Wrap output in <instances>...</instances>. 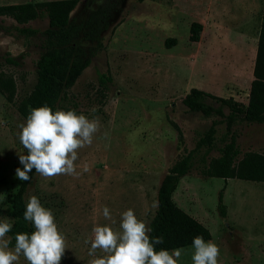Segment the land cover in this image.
I'll return each mask as SVG.
<instances>
[{"label":"rangeland","instance_id":"obj_1","mask_svg":"<svg viewBox=\"0 0 264 264\" xmlns=\"http://www.w3.org/2000/svg\"><path fill=\"white\" fill-rule=\"evenodd\" d=\"M28 1L37 0H0V4ZM248 2L250 6L245 5ZM261 4L262 0H115L106 7L104 0H77L69 22L78 27L74 42L89 64L66 90V98L55 111L74 110L90 120L97 119L99 130L90 146L78 150L75 164L79 175L46 178L35 173L23 194L25 208L35 195L42 206L52 210L58 230L66 237L67 249L60 264H91L106 255L97 250L95 256H89L91 244L85 241L94 238L93 228L98 225L119 231L121 214L128 209L147 225L155 209L156 188L166 169L218 118L187 110L181 97L191 87L215 90L223 96L232 82L222 76L215 85L213 77L202 71L207 54L210 62L215 55L218 66L220 46L207 45L203 37L190 41V23L201 24L198 37L209 34L207 27L213 20L228 13L237 17L251 13L256 25ZM102 9L107 13L106 26L97 40H87L85 24ZM17 27L35 32L20 33ZM46 27L45 17L17 24L0 16V71L10 74L15 82L11 102L0 94V222L7 221L5 211L21 181L15 170L23 169L18 126L26 120L16 111V104L35 82V62L42 51ZM166 38L175 42L166 46ZM9 57L14 64L6 60ZM99 74L110 78L106 89L98 83ZM234 89L237 101L245 104L243 87ZM215 127V145H219L224 123ZM231 131L238 156L245 151L264 154V122L236 121ZM217 154L213 149L207 159ZM219 191L224 215L217 206ZM171 198L209 230L206 242L218 245V264H264V182L202 176L194 163L179 178ZM105 206L110 210V220L103 216ZM176 249H183L178 264H193L192 245ZM19 264H28L22 255Z\"/></svg>","mask_w":264,"mask_h":264},{"label":"trees","instance_id":"obj_2","mask_svg":"<svg viewBox=\"0 0 264 264\" xmlns=\"http://www.w3.org/2000/svg\"><path fill=\"white\" fill-rule=\"evenodd\" d=\"M115 0H104L106 7ZM77 0H37L19 3L0 4V16L11 18L17 24H25L30 20L45 17L47 27L43 30L42 51L35 62V82L31 90L16 104V111L25 120L34 108L48 106L55 112L60 101L66 98V90L71 87L89 64L87 58H82L79 48L75 45L78 27L69 22V14ZM105 9L95 13V16L85 24L84 37L87 40H97L100 31L106 26L107 13ZM256 53L252 69L253 79L250 81L246 103L234 100L232 97H220L199 88L191 87L181 97L180 102L191 112H199L203 116L215 114L218 118L198 135L192 148L183 151L166 169L156 188V204L147 226L153 239L163 237V243L156 245V250H172L192 245L196 236H202L205 241L210 238L209 230L194 217L184 212L172 200L179 178L187 174L194 163L202 176H216L223 180L237 178L245 181L264 182V154L255 151H245L239 155L235 135L231 126L236 121L247 123L264 122V1L261 9ZM201 24L191 22L189 25L190 41L198 40ZM17 31L32 34L35 31L28 27H17ZM174 38H166L165 45L170 46ZM14 64L13 58L6 59ZM110 78L98 75V83L106 89ZM15 82L10 74L0 71V94L7 102L13 100ZM224 108L227 113H224ZM224 123V132L215 145V125ZM178 140L181 134L178 131ZM180 142V141H179ZM22 146L23 154L27 150ZM215 149L217 155L207 159L208 153ZM33 169L29 176L35 174ZM30 179V180H31ZM29 181H20L10 198L5 211L7 222L13 224L8 233L13 238L9 246L14 248V237L17 233L31 234L34 225L23 217L25 211L23 194ZM221 191L217 195L219 213L224 215V205L221 202Z\"/></svg>","mask_w":264,"mask_h":264},{"label":"clouds","instance_id":"obj_3","mask_svg":"<svg viewBox=\"0 0 264 264\" xmlns=\"http://www.w3.org/2000/svg\"><path fill=\"white\" fill-rule=\"evenodd\" d=\"M18 127L21 129L19 141L27 154L19 155L23 169L17 168L15 175L21 181H29L33 169L46 178L79 175L75 164L78 150L92 144L99 122L74 110L53 112L50 107L42 106L32 109L26 123ZM103 216L111 219L107 206L103 208ZM23 217L34 225L35 231L17 233L14 248L9 247L13 238L8 236L13 224L0 222V264H19L21 255L28 264H60L67 249L66 237L58 230L52 210L42 206L33 195ZM119 229L114 230L110 225L93 228L94 238L85 241L91 244L88 255L95 256L97 250L106 255L93 259L91 264H178L183 249L157 251L156 245L163 243V237H150L151 228L137 218L134 210L128 209L121 214ZM192 247L193 264H218L220 249L215 243L196 236Z\"/></svg>","mask_w":264,"mask_h":264},{"label":"crops","instance_id":"obj_4","mask_svg":"<svg viewBox=\"0 0 264 264\" xmlns=\"http://www.w3.org/2000/svg\"><path fill=\"white\" fill-rule=\"evenodd\" d=\"M263 1L260 6V16ZM245 5L250 6V3H245ZM238 17L241 19L237 20ZM238 17L231 13L219 16L218 19L215 18L213 20L210 28L207 27L210 31L209 34L204 33L205 35L201 36L200 33L198 37L200 40L202 37L206 38L207 45H213V47H216V45L220 46L218 66L216 64L217 58L214 55L211 61L212 68L209 67L210 59L208 60L207 54L206 58L204 56L206 68L202 69V71L209 73L213 77L215 85H217L218 78L222 76H226L232 81L229 85V90L228 87L225 88L226 93L223 96L214 92L215 90L208 91L205 88L201 90L220 97H224V95L226 97L230 96L236 101L237 94L234 87H243L242 94L247 96L250 81L253 79L252 69L261 21V17H259L255 25L252 21L253 17L251 13H245ZM205 29L206 25H203L202 32H205Z\"/></svg>","mask_w":264,"mask_h":264}]
</instances>
